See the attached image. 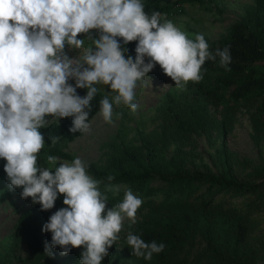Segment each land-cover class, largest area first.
Returning <instances> with one entry per match:
<instances>
[{
    "label": "clouds",
    "instance_id": "clouds-1",
    "mask_svg": "<svg viewBox=\"0 0 264 264\" xmlns=\"http://www.w3.org/2000/svg\"><path fill=\"white\" fill-rule=\"evenodd\" d=\"M161 21L162 14H147L141 0H0V159L6 161L9 190L22 188L21 198H31L41 211L52 209L63 195L66 207L42 227V232L51 233L50 246L45 244L48 256L57 246L61 255L80 247V264H101L120 239L125 220L129 226L137 222L143 203L128 189L122 202L107 208L105 192L111 190L114 177H107L102 192V181L88 173L79 157L69 163L48 155L49 167L39 166L45 144L40 129L48 126V117H72L70 132H88L90 103L100 91L97 85L109 87L99 101L106 123L112 122L114 105L135 112L136 89L155 65L180 91L203 79L206 61L219 57V66L231 71L229 46L211 51L203 34L190 38L171 20ZM91 30L99 37L92 38ZM80 34L91 41L89 47L85 39H78ZM120 40L124 45L137 42L134 59L125 57ZM66 46L83 51L69 58ZM78 88L87 89L86 95L79 96ZM58 140L51 138L52 144ZM126 245L133 256L146 261L165 248L132 231Z\"/></svg>",
    "mask_w": 264,
    "mask_h": 264
},
{
    "label": "trees",
    "instance_id": "trees-1",
    "mask_svg": "<svg viewBox=\"0 0 264 264\" xmlns=\"http://www.w3.org/2000/svg\"><path fill=\"white\" fill-rule=\"evenodd\" d=\"M141 2L147 14L160 12L163 16L171 15L184 3L211 4L209 0ZM207 42L211 51L229 46L231 71L219 66V57L206 61L205 68L217 71L215 83L202 89L200 99L184 114L187 117L178 119L187 121L191 130L208 135L210 129H214L222 136L231 127L234 112L241 106L247 110L254 104L248 117L251 137L259 145L264 138V0H253L224 35ZM120 43L126 49L125 57L134 59L137 42L124 45L120 40ZM145 62H148L147 57ZM69 83L75 85L74 80ZM76 91L83 97L87 89ZM104 95L99 91L91 101L88 120L100 109L99 101ZM209 101L220 105L219 119L207 112L206 102ZM72 119L50 121L47 127L40 129L45 144L38 156L39 166L47 167L48 155L72 159L51 141L57 136L69 142L81 133L69 131ZM176 127L186 128L180 120L176 121ZM167 138L162 131L160 146L150 140H144L140 146L122 145L114 148L102 164L86 166L94 179L102 181V192L108 183L107 177H114L111 190L105 192L110 205L123 200L120 189L110 195L117 185L131 189L143 201L139 209L144 211L137 222L126 225L122 248L107 255L101 264H264V233H257L259 224L264 221V163L253 164L247 158H239L222 143L215 150V170L189 168L178 150L165 155L162 147ZM247 165L249 171L239 175L238 166ZM59 208L56 200L50 210L41 211L37 203L18 214L12 236L25 244V256L19 264H80L83 251L80 247L61 255L62 249L57 246L50 248L51 256L45 254L51 233L42 232V227ZM128 231L140 235L146 242L163 243L165 248L153 254L151 260L136 258L126 245Z\"/></svg>",
    "mask_w": 264,
    "mask_h": 264
},
{
    "label": "rangeland",
    "instance_id": "rangeland-1",
    "mask_svg": "<svg viewBox=\"0 0 264 264\" xmlns=\"http://www.w3.org/2000/svg\"><path fill=\"white\" fill-rule=\"evenodd\" d=\"M209 1L211 2L209 5L181 4L171 15H162V22L165 18L171 20L189 33L190 38H194L195 34H203L205 39L213 41L224 35L228 26L240 18L245 8L253 2V0ZM89 35L98 38L99 32L91 30ZM78 39H85V47L91 45V41L84 34H80ZM64 51L69 58H73L83 50L66 46ZM202 75L203 79L199 83L189 82L186 89L180 91L175 87L174 81L163 73L160 66L155 65L144 77L143 86H138L136 89L138 109L132 112L124 106L114 105L111 123L103 120L99 109L87 121L90 124L88 132H81L69 142L57 141L56 144L72 157L71 160L61 158L60 160L70 163L79 157L86 166L90 163L102 164L114 148L122 145L140 146L144 140H150L160 146L159 138L164 131L168 135L167 143L162 147L165 155L170 156L178 150L180 155L185 157L186 166L189 168L215 170L213 165L215 150L222 143L239 158H247L253 164L264 163V138L259 145H256L251 137L248 116L254 104L247 110L242 106L239 107L233 114L231 127L222 136L214 129H210L208 135L199 130H191L187 121L178 119L187 117L184 114L188 113L193 102L200 99L199 94L202 89L212 87L218 76L216 70L207 69L204 65ZM97 87L103 93L109 91L107 85H97ZM206 110L219 119L220 105L211 101L206 102ZM116 113H122V116L117 118ZM177 120L186 127L184 130L176 127ZM50 121L57 122L52 117ZM5 163V160L0 159V264H19L25 256V244L22 240L13 238V226L18 214L35 204L32 203L31 198H21L22 188L9 190V181L4 172ZM46 165L49 167L47 160ZM52 167L54 170V166ZM249 169V165L238 166L237 172L242 175ZM117 189H120V194H124L127 190L117 185L110 195H114ZM56 200L60 208L66 207L63 204V195H58ZM111 207L108 200L107 208ZM143 211L138 209L137 219ZM127 224L129 221L125 220L124 229L119 234L120 239L108 249L109 254L122 248ZM257 233H264V221L259 224Z\"/></svg>",
    "mask_w": 264,
    "mask_h": 264
},
{
    "label": "built area",
    "instance_id": "built-area-1",
    "mask_svg": "<svg viewBox=\"0 0 264 264\" xmlns=\"http://www.w3.org/2000/svg\"><path fill=\"white\" fill-rule=\"evenodd\" d=\"M93 31H95V32H96L97 30H93Z\"/></svg>",
    "mask_w": 264,
    "mask_h": 264
}]
</instances>
